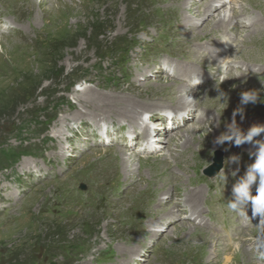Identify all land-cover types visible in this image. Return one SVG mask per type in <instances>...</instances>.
Returning a JSON list of instances; mask_svg holds the SVG:
<instances>
[{
    "label": "rangeland",
    "instance_id": "374dc122",
    "mask_svg": "<svg viewBox=\"0 0 264 264\" xmlns=\"http://www.w3.org/2000/svg\"><path fill=\"white\" fill-rule=\"evenodd\" d=\"M13 1L0 0V264H264V220L253 217L249 206L248 217L238 215L233 228V212L226 207L233 184L255 160L250 153L256 146L208 139L209 133L217 138L227 132L241 107L243 115L235 116L241 131L264 125V102L240 103V94L249 90L264 99V0L222 6L227 28L215 23L216 14L182 19L186 0H47L41 8L40 0ZM56 7L66 17L58 25L53 24ZM224 32L220 44L227 51L215 52L208 44L214 46ZM156 64H165V74L155 75ZM174 64L202 74L206 83L187 99L191 96L193 111L199 107L212 120L198 126L204 127L202 136L190 128L197 127L192 121L171 138L172 161L153 160L166 148L140 155L125 146L120 127L126 123L116 111L127 103L147 104L158 122V109L178 103V95L167 98L178 91L170 77ZM220 91L227 107L220 104ZM60 120L69 126L59 128ZM98 121L120 130L113 143L97 142ZM54 127V134L71 143L64 145L51 133ZM188 131L192 140L180 145ZM254 140H264V133ZM120 151L134 159L136 173L128 175L112 161L113 155L120 159ZM214 152L222 155L226 185L203 174ZM233 155L240 157L235 177L231 173L238 165L228 162ZM198 189L205 208L196 220L183 203L187 192ZM166 199L177 204L165 205ZM174 206L176 224L154 237L148 231ZM178 209L185 212L181 219ZM181 223L186 229L179 235L173 228ZM138 249L140 256L134 255Z\"/></svg>",
    "mask_w": 264,
    "mask_h": 264
},
{
    "label": "bare ground",
    "instance_id": "6f19581e",
    "mask_svg": "<svg viewBox=\"0 0 264 264\" xmlns=\"http://www.w3.org/2000/svg\"><path fill=\"white\" fill-rule=\"evenodd\" d=\"M44 1H45V3L47 2V0H40L39 1V3H38V7L39 8H41L39 5L40 4H43L44 3ZM54 1V0H53ZM56 1V0H55ZM59 1V0H58ZM68 1V0H67ZM158 1V0H157ZM180 1V0H179ZM230 1H232V0H230ZM51 2V1H50ZM60 2V1H59ZM64 2V1H63ZM13 3H14V5H17V4H19L18 2H15V0L13 1ZM27 3H30V2H27ZM49 3V2H48ZM52 3V2H51ZM55 3V2H54ZM158 3L159 2H157V6H158ZM185 3H186V5H188L189 7H187L185 4H184V2H183V5H185V7H184V14H186L187 16L186 17H183L182 19H187L188 21H190L191 22V20H195V19H199V18H205V19H207V18H210L209 17V14H212V17L216 14V16H214V17H216V21H215V23L217 22V24L218 25H221V26H223L224 24H223V22H228V20H227V18H228V14H226L223 10H222V6H224L225 4H223L221 1H219V0H186L185 1ZM23 4V3H22ZM21 4V5H22ZM34 4V3H33ZM61 4V3H60ZM31 5V4H30ZM51 5V4H50ZM32 6V5H31ZM193 6H195L196 8H197V13L195 12V9L194 10H192L191 11V7H193ZM30 7V6H29ZM58 7V6H57ZM56 7V8H57ZM28 8V7H27ZM35 9V8H34ZM33 9V10H34ZM37 9V8H36ZM224 9V8H223ZM31 10V9H30ZM39 10V9H38ZM47 13H49L50 12V10H48V8H45L44 9ZM43 10V11H44ZM74 10V9H73ZM73 10L71 11V10H69L70 12H69V15H72V14H74V16L75 15H77V14H79V13H74L73 12ZM140 10V9H139ZM44 11V12H45ZM61 10L60 9H58L57 8V11H56V13H55V15L53 16V24H55V25H58L59 23H61V21L63 20V19H66V17L65 16H63L62 15V11L60 12ZM129 12V11H128ZM138 13V12H137ZM233 13V12H232ZM83 14V13H82ZM81 14V15H82ZM211 16V15H210ZM73 17V16H72ZM76 17V16H75ZM213 17V18H214ZM230 18H231V16H230ZM32 19V18H31ZM33 20V19H32ZM232 20V19H231ZM136 22V21H135ZM204 22V21H203ZM210 22H212V21H210ZM234 23V22H233ZM226 24V23H225ZM232 24V23H231ZM118 25H120V24H118ZM233 25V24H232ZM191 26L193 27V28H195V25L194 24H191ZM213 26V25H212ZM225 26V25H224ZM199 27V26H198ZM208 27V26H207ZM220 27V26H219ZM226 27V26H225ZM235 27V26H234ZM186 28H187V26H186ZM227 28V27H226ZM225 28V29H226ZM10 29H12L11 27H10ZM9 29V30H10ZM113 29V28H112ZM257 29H259V28H257ZM228 30H229V28H228ZM227 30V31H228ZM105 32V31H104ZM254 32V31H253ZM115 34V33H114ZM117 34V33H116ZM146 34V33H145ZM118 35V34H117ZM226 34H225V32L224 33H220V35L218 36V37H216V38H214L216 41H212V43L214 42V46H211V43L210 44H208V46L211 48V47H215V52H220V53H225V50H223V48H222V46H221V44L219 43V42H221V39H225L226 38ZM194 39V38H193ZM232 39V38H231ZM131 42V40H127V43H130ZM76 43V42H75ZM119 43H122V41H120ZM119 43H118V46H119ZM226 43H228V42H226ZM232 43H234V42H232ZM72 45V44H71ZM194 45V44H193ZM213 45V44H212ZM73 46V45H72ZM70 47V46H69ZM135 48V45H132V46H130V47H126L125 48V50H133ZM77 49V48H76ZM83 49V48H82ZM74 54V53H73ZM79 54V53H78ZM75 56V55H74ZM221 57V56H220ZM220 57L218 56V59L220 60ZM84 58V57H83ZM169 58V57H168ZM126 59H128V58H126ZM236 58L234 57V60H235ZM71 60H73V59H71ZM70 62V61H69ZM197 62V64H195L194 63V65H197L198 66V68L199 69H202V68H200V66L198 65L199 64V62L200 61H196ZM218 63H219V61H218ZM70 64V63H69ZM244 65V64H243ZM67 66V65H66ZM141 66V65H140ZM163 66H165V64H162V66H159V65H157L156 64V66L154 67V69H157V71L156 72H154L155 73V75L156 74H165V72H164V67ZM166 67H167V65H166ZM227 68H233L230 64H228L227 65ZM226 68V70H225V73H228L229 74V78L231 77V75H230V73H231V70L230 69H227ZM238 68H240V67H238ZM172 69L174 70V74L172 75V76H170L172 79H174L175 81H174V83L177 85V87H178V89H176V91H177V93H175V94H171V95H169V96H167V98H168V100L169 101H171L172 100V97L173 96H175V95H178V103H176L177 104V106L175 107V108H170V109H167V111H171V112H173V113H175V112H177V113H175L174 114V116L176 117V116H178V115H180L182 112L183 113H186L187 115L186 116H184L183 117V119L182 120H180V118L179 117H177V118H173V119H168L167 117H166V115H164V120L162 121H159V122H157V123H155L154 121H153V119L154 118H156L155 116H154V114H150L151 112H152V110L153 109H151L152 107H150L149 105H148V107H147V104L146 105H143V106H138L137 104L138 103H127V104H123V106L122 105H120V107H119V109L116 111V115L118 116L117 118L118 119H121V120H124V121H122V122H124V123H126L127 124V122L129 123L128 124V128L129 129H136L138 126H139V124L140 125H142L143 126V128H141V130L142 131H144L145 132V130L147 129V127H148V125H149V122H151V121H153V122H151V123H153V126H154V128L156 129H154V131L153 132H157L158 130L157 129H159V131H158V136L156 135H154V136H151V135H147V140L146 141H144L147 145L148 144H151V145H148V148H147V150L146 151H144L142 154H145V153H148V152H150V151H152V152H154V150H157V149H155V148H166V154L164 153V154H162V155H160V156H156V157H153V160H154V158H156V159H164V158H166L167 157V161L168 162H170V161H172L173 160V158H172V150H170L169 149V143H171L172 141H171V138L173 137V136H177V134L180 132V131H183L181 128H184L185 126H187L188 124H190V122H192V121H194V122H197V127H194L195 125H192V127H190L191 129H194V133H195V135H203V133H204V127H198V126H200L202 123H206L207 121H211L212 120V118L210 117V115L209 114H207V113H205V112H199L198 111V108L199 107H197V109L196 110H194L193 111V109H191V108H193V106H192V104L188 101V99H187V96L188 95H190L192 92H193V90L195 89V88H191L190 87V82H191V80H192V78L194 77V76H197V75H200L199 76V78H200V80H205L204 79V77H202V74L201 73H198V72H196V70L195 69H193L192 68V66H189V65H186V64H184L183 65V67L182 68H180L179 69V67L177 66V65H173L172 66ZM243 68H241V70H242ZM203 70V69H202ZM213 70V69H212ZM211 70V71H212ZM141 71H142V69H141ZM209 71V70H208ZM243 71H247V70H243ZM145 72V71H144ZM176 72V73H175ZM218 73H220V72H218ZM128 74V73H127ZM145 74V73H144ZM144 74H143V71L142 72H140L139 73V76L141 75V77H143L144 76ZM175 74H176V76H175ZM220 75V74H219ZM218 75V76H219ZM138 76V77H139ZM217 76V77H218ZM149 77H151V76H149ZM144 78H145V76H144ZM153 78V77H152ZM142 80V79H141ZM203 82H205L206 83V81H202V83ZM137 83V82H136ZM142 86H143V84H142ZM141 87V86H140ZM145 87V86H144ZM147 89V88H146ZM140 90V89H139ZM155 90V89H154ZM144 91V90H143ZM151 91V90H150ZM175 91V90H174ZM73 94V93H72ZM86 95V94H85ZM88 96V95H87ZM106 96V95H105ZM113 96V95H112ZM120 96V95H119ZM118 96V97H119ZM92 97V96H91ZM108 97V96H107ZM115 97V96H114ZM122 97V96H121ZM99 98V97H98ZM103 98V97H102ZM101 98V99H102ZM117 98V97H116ZM123 98V97H122ZM162 99L164 98V97H161ZM83 99V98H82ZM85 99V98H84ZM107 99H109V97L107 98ZM111 99V98H110ZM146 99V98H145ZM165 99V98H164ZM128 100H129V98H128ZM95 101H96V99H95ZM80 101H78V103H79ZM100 102V101H99ZM106 102V101H105ZM111 102V101H110ZM116 102H118V101H116ZM115 102V103H116ZM80 103H82V105H86L88 102H80ZM90 103V102H89ZM119 104H121L120 102H118ZM102 104H103V102H102ZM140 104V103H139ZM100 105V104H99ZM107 105V104H106ZM92 106V105H91ZM100 106H102V105H100ZM104 106V105H103ZM195 106V105H194ZM83 107V106H82ZM109 108V107H108ZM115 108H116V106H115ZM110 110H111V108H109ZM110 110H108V111H110ZM114 110V109H113ZM159 111H158V113H160V114H162V112L163 111H165L166 109H162V110H160V109H158ZM204 110V109H203ZM96 111V110H95ZM107 111V112H108ZM112 111V110H111ZM150 113H149V112ZM93 112V111H92ZM99 112V111H98ZM181 112V113H180ZM94 114H96V112H93ZM114 113V112H113ZM108 114V113H107ZM164 114V113H163ZM91 115V114H90ZM114 115V114H113ZM76 116H78V115H76ZM148 116V118H151L152 120H149V121H147V125H145V123L143 122L144 121V119H146V117ZM80 117V116H79ZM92 118H93V116H91ZM94 117H96L95 115H94ZM205 118H208V119H206L205 120ZM74 119H79V118H73V119H71V120H74ZM126 121V122H125ZM130 121H133V122H136L135 123V126H132L131 125V123L132 122H130ZM65 122V121H64ZM98 123H101L102 125H104L103 126V128H107V129H109V131H110V133H108V134H106L105 136H106V141H108L109 140V142L110 143H113V141L110 139L112 136H118L119 135V129H114L115 128V126H113V125H111V126H109V125H106L105 124V122L103 123L102 121H98ZM60 127L59 128H65V126L66 127H68L69 125L68 124H66V122L62 125V121L60 120ZM159 125V126H158ZM167 125V126H166ZM207 126V125H206ZM95 128H97L96 126H94ZM131 127V128H130ZM56 128H58V127H54V129H52L50 132L51 133H55V129ZM98 128H100V126L98 127ZM97 128V129H98ZM70 129V128H69ZM131 131V130H130ZM168 131V132H167ZM187 131V130H186ZM53 133V134H54ZM187 134H186V136L184 137V138H181L180 137V139H178V142H179V144L181 145V143H182V139H183V144L182 145H184L185 143L187 144L188 143V141H189V139L190 140H192V138H191V135H189V131L188 132H186ZM54 135H56L58 138H60V140H63L64 141V145H67V143H71L70 141H68L66 138H64L63 136V134H60V133H56V134H54ZM160 135H164V137H162V136H160ZM60 136V137H59ZM129 136V135H128ZM167 136H169L170 138H165V137H167ZM81 137H82V135H81ZM210 138H212V139H216V136L214 135V137H212V135L209 133V136H208V139L210 140ZM152 140V141H151ZM157 141L158 142H161V143H164V144H166L164 147H162V145H158L157 144ZM149 142V143H148ZM172 144L173 145H175L173 142H172ZM192 145V144H191ZM69 146V145H68ZM70 147V146H69ZM69 147H68V149H69ZM174 147H176V145L174 146ZM74 147L73 146H71V149H73ZM126 148V147H125ZM183 148V147H182ZM185 148V147H184ZM61 150H63V149H60V152H61ZM121 152V155H120V159H115V158H117V155H113V158H112V161H114V162H120L118 165H121L122 166V168H123V170L124 171H126V173L129 175V174H131L132 172H135L136 173V168H137V164H135L134 163V159H132L131 157H127V155H126V153L124 152V151H120ZM64 158V157H63ZM132 159V160H131ZM165 160V159H164ZM163 160V161H164ZM109 161V160H108ZM147 166V165H146ZM218 178V177H217ZM217 178H215L214 179V181H216V179ZM147 191V190H146ZM155 192V191H154ZM201 194H202V191L201 190H191V191H189V192H187L185 195H184V203L183 204H185V207L186 208H188L189 209V214H190V216L191 217H196V219L197 218H199V217H201V214H202V208H203V206H202V204L203 203H199V198H200V196H201ZM168 195V194H167ZM165 196V195H164ZM158 202H159V200H158ZM168 202H171V203H173V204H177L176 203V199L175 200H173V201H170V200H168V199H166L165 200V205L168 203ZM161 203V202H160ZM225 204H226V201L225 200H223V202H222V206H225ZM165 205H164V207H165ZM175 208V206L174 207H170V210H169V212H168V217L166 218V219H164V217L161 219V220H159L155 225H154V227L151 229V230H149L148 232L150 233V234H152V235H154V237L155 236H160V234H163V232H165V230L166 229H168L169 228V225L170 224H172V225H175L176 223H173L174 222V220H175V215L173 214V209ZM179 210V209H178ZM186 211H188V210H186ZM179 212V215H178V218H180L181 219V216L183 215V214H185V212L184 211H178ZM177 215V214H176ZM166 216V215H165ZM229 218L231 219L232 218V220H231V224H232V226H233V228L234 227H236V226H238V224H237V222L239 221V218H238V214H235V212H233V214L232 215H229ZM183 220V219H182ZM187 220V219H186ZM189 220V219H188ZM157 225V226H156ZM160 225H163V226H160ZM154 228H155V230H154ZM186 229V225H184V223H181V225L180 226H175L174 228H173V232H175L176 234H181V232L183 233L184 232V230ZM236 234L237 235H239L240 234V230H239V227L236 229ZM182 235V234H181ZM131 251H134V250H131ZM130 251V252H131ZM135 252V251H134ZM141 250H136V252H135V254L134 255H136L137 253H138V255L140 256L141 255ZM132 253V252H131ZM135 259V258H134ZM128 264V263H127Z\"/></svg>",
    "mask_w": 264,
    "mask_h": 264
},
{
    "label": "clouds",
    "instance_id": "9594fccd",
    "mask_svg": "<svg viewBox=\"0 0 264 264\" xmlns=\"http://www.w3.org/2000/svg\"><path fill=\"white\" fill-rule=\"evenodd\" d=\"M200 75L194 76L190 82V87L195 88L196 85L201 83ZM223 81V78H221ZM219 90V88H217ZM241 105H247L248 103L255 104L257 102H264V99L260 98V94L257 90L244 91L240 94ZM220 104L227 107V96L223 91H220L219 95ZM191 96L188 100H191ZM224 100V103H221ZM225 107V108H226ZM237 113L243 115V108H238L233 113L232 122L227 125V132L219 135L215 139V144L223 145L225 142L234 143L236 146L251 143L256 146V150L251 152L250 155L255 157L253 163L248 165L246 172L243 176L235 181L232 188V198L228 200L226 207L232 212L237 213L240 216L248 217L247 210L249 206L252 210L253 217L259 216L261 220H264V140H254L255 137L264 133V125L252 126L247 132L241 131L237 126L235 116ZM169 116L173 114L168 113ZM186 115V113L184 114ZM208 131H212L209 127ZM229 164L236 163L238 166L235 171L231 173L233 177L239 172L240 157L233 155L229 158ZM216 176L219 177V181L222 185L228 183V176L225 171H220ZM253 185H255V195L253 192Z\"/></svg>",
    "mask_w": 264,
    "mask_h": 264
},
{
    "label": "water",
    "instance_id": "95a60500",
    "mask_svg": "<svg viewBox=\"0 0 264 264\" xmlns=\"http://www.w3.org/2000/svg\"><path fill=\"white\" fill-rule=\"evenodd\" d=\"M222 162L223 160H222L221 153L214 152L213 159H212V165L209 166L207 169H205L203 174L209 178L216 176L222 168Z\"/></svg>",
    "mask_w": 264,
    "mask_h": 264
}]
</instances>
